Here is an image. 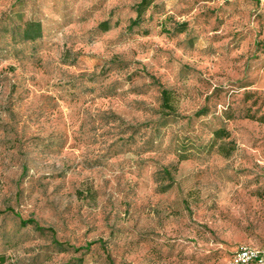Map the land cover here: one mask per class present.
I'll return each mask as SVG.
<instances>
[{"label": "rangeland", "instance_id": "rangeland-1", "mask_svg": "<svg viewBox=\"0 0 264 264\" xmlns=\"http://www.w3.org/2000/svg\"><path fill=\"white\" fill-rule=\"evenodd\" d=\"M137 1L0 0V264H231L264 244V0H156L131 31Z\"/></svg>", "mask_w": 264, "mask_h": 264}, {"label": "trees", "instance_id": "trees-1", "mask_svg": "<svg viewBox=\"0 0 264 264\" xmlns=\"http://www.w3.org/2000/svg\"><path fill=\"white\" fill-rule=\"evenodd\" d=\"M226 2H229V1H226ZM155 6H156V0H139V1L135 2L133 4V9L136 12V16L131 18V20L128 24V29L132 31L136 27L141 26L148 18L149 19L152 18L153 12L150 14L149 17H147V13L150 9L154 8ZM111 21H112L111 17L106 18V19L102 20L98 26L104 30H108L111 27ZM20 33H21V36L23 37V39L34 41L43 35L42 22L40 20L30 19L26 22L25 26L21 29ZM152 78L155 81V79H156L155 76H152ZM156 83L160 87L161 101H162L161 106L164 110V116L176 114L177 112H176V107L174 104L173 90L169 87L164 86L160 82H156ZM206 112H207L206 106H203V108H201L200 110H198L196 112V115H202ZM253 117H255V116L253 115ZM260 119L264 121V118H260ZM214 132H215L217 137L223 138V137H229L230 136V132L228 130L222 128V127L216 129ZM222 147L224 148V146H222ZM165 172L169 175L170 180L173 179L171 171L169 169H166ZM0 211H2V210H0ZM7 211L15 212L13 208H8ZM16 214L20 217V221L23 225L33 224L39 230H43V231L49 230V231H53V233H54L53 228L40 225L39 222L35 218H32V217L31 218H23L20 214H18V213H16ZM54 242L59 243V244L62 243V242H59V240H57L56 238H54Z\"/></svg>", "mask_w": 264, "mask_h": 264}, {"label": "built area", "instance_id": "built-area-1", "mask_svg": "<svg viewBox=\"0 0 264 264\" xmlns=\"http://www.w3.org/2000/svg\"><path fill=\"white\" fill-rule=\"evenodd\" d=\"M231 264H264V244L261 246L241 245L233 253Z\"/></svg>", "mask_w": 264, "mask_h": 264}]
</instances>
